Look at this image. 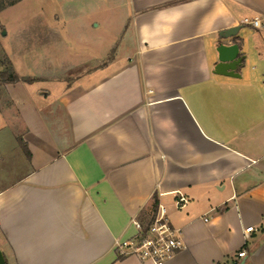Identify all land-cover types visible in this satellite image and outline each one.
Masks as SVG:
<instances>
[{"label": "crops", "instance_id": "crops-1", "mask_svg": "<svg viewBox=\"0 0 264 264\" xmlns=\"http://www.w3.org/2000/svg\"><path fill=\"white\" fill-rule=\"evenodd\" d=\"M47 1L29 42L0 21L36 79L0 84L3 264H154L113 244L155 201L184 244L163 264H264V0Z\"/></svg>", "mask_w": 264, "mask_h": 264}, {"label": "built area", "instance_id": "built-area-1", "mask_svg": "<svg viewBox=\"0 0 264 264\" xmlns=\"http://www.w3.org/2000/svg\"><path fill=\"white\" fill-rule=\"evenodd\" d=\"M243 23L252 27H259L260 20L257 17L244 18ZM187 202V197L177 192L174 197L176 208L181 209ZM135 232L126 238H117L113 248L118 257L133 256L142 261H151L154 264H163L176 252L184 248L180 237V231L173 227L166 217L165 207L157 202L154 211L149 218L142 220L131 218ZM253 226L245 228V232L253 231ZM244 250L237 255L243 257Z\"/></svg>", "mask_w": 264, "mask_h": 264}, {"label": "rangeland", "instance_id": "rangeland-1", "mask_svg": "<svg viewBox=\"0 0 264 264\" xmlns=\"http://www.w3.org/2000/svg\"><path fill=\"white\" fill-rule=\"evenodd\" d=\"M50 1L53 2L51 5L54 9L57 8V10L61 9L63 11L68 10V6L64 0ZM40 7L47 11L51 8L50 2L47 0H43L41 2H38L37 0H21L18 3L7 6L1 11L0 21L4 24V29L8 31V35L4 39V45L7 48H10V46H14L16 44L17 34L19 31L20 40L25 39L27 42L31 40L35 20L37 19L38 14L41 12ZM1 57L2 51L0 50V60ZM0 84L2 83L0 82Z\"/></svg>", "mask_w": 264, "mask_h": 264}, {"label": "trees", "instance_id": "trees-1", "mask_svg": "<svg viewBox=\"0 0 264 264\" xmlns=\"http://www.w3.org/2000/svg\"><path fill=\"white\" fill-rule=\"evenodd\" d=\"M19 1H21V0H0V12L3 9H5L7 6L15 4ZM0 50H1V48H0ZM0 65H1V69H0V82L1 83H16L18 81H24V82L30 83V82H33L34 80H36L34 77L19 76L15 72L9 58L7 57V55L3 51H2V57L0 60ZM241 65H242V57H241ZM17 141H18L20 148L22 149V151L26 155V157L30 158V151L27 147V144L20 137H17ZM156 204H157V201H155V205ZM218 264H221V263H218ZM224 264H226V263H224ZM230 264H239V261L232 260L230 262Z\"/></svg>", "mask_w": 264, "mask_h": 264}, {"label": "water", "instance_id": "water-1", "mask_svg": "<svg viewBox=\"0 0 264 264\" xmlns=\"http://www.w3.org/2000/svg\"><path fill=\"white\" fill-rule=\"evenodd\" d=\"M236 28L226 29L222 33L225 37L232 36L235 33ZM219 64L217 68L224 67L231 72L241 66V57H238V45L237 44H220L217 46ZM232 74V73H231ZM0 264H3V259L0 253Z\"/></svg>", "mask_w": 264, "mask_h": 264}]
</instances>
